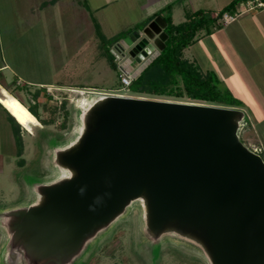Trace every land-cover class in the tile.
<instances>
[{"label":"water","instance_id":"95a60500","mask_svg":"<svg viewBox=\"0 0 264 264\" xmlns=\"http://www.w3.org/2000/svg\"><path fill=\"white\" fill-rule=\"evenodd\" d=\"M165 27L158 17L120 44L142 64L151 48L164 50ZM245 117L201 103L98 99L78 139L56 154L68 176L5 216L12 254L28 264H71L141 201L152 241L174 234L210 264H264V159L240 139Z\"/></svg>","mask_w":264,"mask_h":264},{"label":"rangeland","instance_id":"374dc122","mask_svg":"<svg viewBox=\"0 0 264 264\" xmlns=\"http://www.w3.org/2000/svg\"><path fill=\"white\" fill-rule=\"evenodd\" d=\"M190 1L0 0V67L14 70L13 74L6 72V78L0 75V98L7 94L18 96L34 105L33 95L39 91V114L48 122L43 125L36 118L34 125L21 126L19 139L14 117L4 106L0 108V264H28L22 254L11 252L5 216L33 206L39 200L40 187L68 176L67 171L56 166L57 152L78 139L84 112L98 99L121 94L119 71L109 63L108 51L113 45L110 40L125 30L132 31L130 35L142 31L148 13L167 5L173 4L171 14L176 23H181L183 6L190 5ZM247 12L241 17L264 15V9ZM95 20L107 41L99 37ZM155 23L158 25V21ZM260 24L258 31L247 23L249 40L241 42L229 41L226 30L232 28H224L186 50L185 58L204 71H214L221 87L246 104L250 122L240 131V139L264 156V147H259L264 139L257 130L261 124L252 120L253 116L264 119V25ZM161 33L156 34L158 39ZM147 43L151 47V41ZM248 46L253 47L252 55ZM153 48L142 64L130 55L127 63L140 72L156 58L154 53L159 49ZM15 75L23 80L19 82ZM39 83L52 85L43 90ZM148 99L178 102L173 98ZM257 108L262 112H256ZM117 236L120 238L115 241ZM201 252L197 245L174 234L152 241L146 234L144 206L136 201L90 241L71 264H89L93 257L99 259L98 264H208Z\"/></svg>","mask_w":264,"mask_h":264},{"label":"trees","instance_id":"16d2710c","mask_svg":"<svg viewBox=\"0 0 264 264\" xmlns=\"http://www.w3.org/2000/svg\"><path fill=\"white\" fill-rule=\"evenodd\" d=\"M247 0H234L228 6L223 8L217 17H213V12L209 10H198L196 12H188L187 20L181 24L175 25L171 16L172 6H168L158 11L144 21L142 30H144L157 17H162L166 27L164 33L167 36L165 48L160 52L159 56L146 67L140 75L133 81L129 88V93L134 96L148 98H173L178 102L201 103L207 105L223 106L229 108L244 109L246 105L243 101L234 97L229 89L221 87L220 78L214 71H204L200 66L185 58V51L194 46L202 37L210 36L216 30L222 29L224 26L221 19L225 13H236L239 5ZM96 29L99 37L105 42L106 36L102 33L101 25L95 20ZM139 28V27H138ZM141 28V27H140ZM137 29L136 27L134 28ZM134 31V30H133ZM132 31L125 30L119 35L112 38V44H116L120 39H125ZM111 44V45H112ZM112 45V46H113ZM111 46V48H112ZM110 48V49H111ZM110 58V66L118 71V67L114 62L110 50L108 51ZM46 87H43V90ZM28 91V87H25ZM39 91L33 95L34 105L27 103L24 99L15 96L29 110V112L37 118L43 125L48 122L41 119L39 114ZM38 102V103H37ZM3 105L0 103V108ZM5 110V109H4ZM6 111V110H5ZM9 115V114H8ZM11 118L12 116L9 115ZM247 118V119H246ZM13 122L18 127L16 134L21 139V125L14 118ZM249 119L246 116L243 126H246ZM249 125H251L249 123ZM74 143V142H73ZM72 144V143H71ZM67 145L66 147L70 146ZM64 147V148H66ZM20 155L23 147L19 148ZM141 202V201H140ZM119 236L115 241L119 240ZM113 241V243L115 242ZM202 251V249H200ZM206 258L204 252H201ZM210 264L208 258H206ZM99 259L91 258L89 264H98Z\"/></svg>","mask_w":264,"mask_h":264},{"label":"crops","instance_id":"0c3cea01","mask_svg":"<svg viewBox=\"0 0 264 264\" xmlns=\"http://www.w3.org/2000/svg\"><path fill=\"white\" fill-rule=\"evenodd\" d=\"M232 1L234 0H191L190 1V5H188L190 8H188V6H183V10H184V13L182 14L184 16L183 20L181 23L185 22L187 20V13L188 12H196L198 10H209V11H212L213 12V17H216V14L220 13L221 10L223 8H225L226 6H228ZM154 2V1H153ZM152 4L149 5V8L153 7ZM173 5V4H172ZM172 5H167L166 7L168 6H172ZM143 6H146V4L144 3ZM165 7V8H166ZM163 8V9H165ZM163 9H160V10H163ZM160 10H151L148 15L144 18V20L148 19L149 17H151L152 15H154L155 13H157L158 11ZM240 11V9H239ZM245 13H248L246 11L242 12L241 11V14L239 15V18L237 19V21L227 25V26H224L222 29L220 30H216L214 31V33L210 36H206V37H202L194 46L192 47H197L200 43H202V41L206 40L207 37H214L216 36V32H219V31H222L224 30V28H232L231 31H228V29L226 30L227 33L226 35L228 36V39L229 41H242L243 39H247L249 40L248 36L246 35L247 34V31H249V29L247 30V23H249L250 25H252V27L255 29V30H258V31H261L259 30V24L260 25H264V15H257L256 13H254L253 15H247L245 17H241L243 14L245 15ZM171 14V13H170ZM256 14V15H255ZM255 15V16H254ZM172 19H173V23L175 25H178V24H181V23H176L175 22V17L174 15H172ZM158 18V17H157ZM156 18V19H157ZM245 18V19H244ZM155 19V20H156ZM261 20V21H260ZM153 22V21H152ZM151 22V23H152ZM260 22V23H259ZM150 25V24H149ZM242 37V38H241ZM244 43V42H243ZM191 47V48H192ZM248 49H249V54L252 55L253 53V47L252 46H248ZM188 50V49H187ZM253 50V51H252ZM187 52V51H186ZM185 52V54H186ZM159 50H156L154 55L155 57H158L159 56ZM186 57V56H185ZM155 60V59H154ZM190 60V59H189ZM264 66V65H263ZM263 72H264V67H261ZM250 69V68H249ZM247 70L249 71V73H251L252 71L251 70ZM11 71V74L14 73V70L12 68H7V66H5V68L3 66L0 67V75L3 76V78L6 76V72H9ZM264 75V74H263ZM17 76L15 75V78ZM6 78V77H5ZM18 81L20 82L21 80H23L21 77H17ZM16 81V80H15ZM42 86V87H49L51 86L52 84H44V83H39L38 86ZM45 85V86H44ZM59 85V84H57ZM63 88H66V87H63ZM264 89V88H262ZM264 94V92H263ZM246 105V104H245ZM245 111V113L247 114L248 111L246 110V108L242 109ZM256 112H262V111H259V109L257 108L256 109ZM261 115V113H260ZM254 117V116H253ZM252 117V120L255 121V124L257 125V123L261 124L260 127L258 126V134L263 136V139H264V119L263 117L262 118H259V119H256V117L253 118ZM262 132V133H261ZM261 149L264 147V140L262 141V145H261V142H260V146H259ZM264 149V148H263Z\"/></svg>","mask_w":264,"mask_h":264},{"label":"built area","instance_id":"2783aa9c","mask_svg":"<svg viewBox=\"0 0 264 264\" xmlns=\"http://www.w3.org/2000/svg\"><path fill=\"white\" fill-rule=\"evenodd\" d=\"M247 9V11H253V10H262L264 9V0H247L242 2L236 13H225L221 19V23L223 26H227L235 21H237L239 15L241 14L242 9ZM240 9V11H239ZM245 11V10H244ZM110 53L112 57L114 58V62L116 63L119 71V80L120 85L122 86L120 88L121 94L118 95L119 97H128L127 95H122V92L127 93L129 91V88L131 87L133 81L136 79L138 75L141 74V72L144 69H140L138 71H135L131 68L130 62L127 63L129 60V52L128 50L124 49L120 43L115 44L111 49ZM138 72V73H137ZM116 96V95H114ZM257 152V151H255ZM264 158V156H262Z\"/></svg>","mask_w":264,"mask_h":264},{"label":"bare ground","instance_id":"6f19581e","mask_svg":"<svg viewBox=\"0 0 264 264\" xmlns=\"http://www.w3.org/2000/svg\"><path fill=\"white\" fill-rule=\"evenodd\" d=\"M0 103L16 119L19 125L26 128L27 125H34L36 122H38L37 119L15 96H8L7 94V96H5L4 98H0Z\"/></svg>","mask_w":264,"mask_h":264},{"label":"clouds","instance_id":"9594fccd","mask_svg":"<svg viewBox=\"0 0 264 264\" xmlns=\"http://www.w3.org/2000/svg\"><path fill=\"white\" fill-rule=\"evenodd\" d=\"M257 154H259L258 152H256ZM259 155H261V154H259ZM262 156V155H261ZM264 159V158H263Z\"/></svg>","mask_w":264,"mask_h":264}]
</instances>
